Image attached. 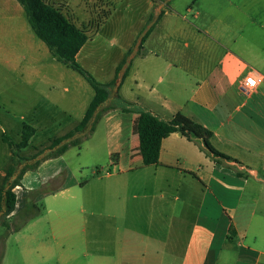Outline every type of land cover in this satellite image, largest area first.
Instances as JSON below:
<instances>
[{
    "label": "crops",
    "instance_id": "crops-1",
    "mask_svg": "<svg viewBox=\"0 0 264 264\" xmlns=\"http://www.w3.org/2000/svg\"><path fill=\"white\" fill-rule=\"evenodd\" d=\"M70 1L50 3L89 36L76 57L85 70L110 83L133 50L119 96L164 120L199 123L216 150L241 163H218L179 133L162 141L157 164L124 161L121 138L139 140V114L107 112L120 158L81 185L79 264H264V0H96L94 24L93 0ZM152 14L159 20L139 48ZM55 63L19 1L0 0V120H30L27 148L40 120L55 115ZM248 76L261 79L249 92ZM4 135L0 126V186L20 158ZM30 171L16 187L26 193ZM17 208L18 200L13 216Z\"/></svg>",
    "mask_w": 264,
    "mask_h": 264
},
{
    "label": "rangeland",
    "instance_id": "rangeland-1",
    "mask_svg": "<svg viewBox=\"0 0 264 264\" xmlns=\"http://www.w3.org/2000/svg\"><path fill=\"white\" fill-rule=\"evenodd\" d=\"M46 1L50 3L52 0ZM70 2L72 4L75 0ZM92 4L94 8L90 5L88 10L94 15L90 19L94 24L101 19L98 12L94 14V10L98 6L102 7V3L93 0ZM72 8L77 14L81 12L75 5H71L69 9ZM104 10L106 8L100 14ZM88 20L87 18L85 22H81L87 27H93ZM55 64L59 73H56L52 91L56 106L53 120L50 115H45L40 120L41 126H37L38 133L33 143L25 150L16 149L17 157H27L33 152V148L47 147L54 138L73 129V125L82 119L94 97L93 89L79 73L60 62L56 61ZM109 102L117 103L114 93ZM5 107L16 110V106ZM24 109L26 110V106L16 111L22 113ZM29 121L28 118L24 121L3 119L0 120V126L17 143L21 139L23 124H30ZM110 130L105 114L101 115L95 132L81 146L71 147L63 156L30 171L28 193L20 188L14 189L18 197L15 215L10 219L0 216V264H79V197L81 192H85L81 185L90 179L92 172L99 175L101 170H109L120 158L118 152L113 150L116 136L114 130ZM128 141L121 138V143L126 147L121 152L122 160L136 161V157L141 156L139 140L130 137ZM25 164L33 163L23 161V165ZM6 222L8 226L2 224ZM19 228L22 230L20 233L17 232Z\"/></svg>",
    "mask_w": 264,
    "mask_h": 264
},
{
    "label": "trees",
    "instance_id": "trees-1",
    "mask_svg": "<svg viewBox=\"0 0 264 264\" xmlns=\"http://www.w3.org/2000/svg\"><path fill=\"white\" fill-rule=\"evenodd\" d=\"M23 6L27 20L35 35L43 41L53 58L79 73L91 86L94 97L91 100L86 113L80 123L65 135L54 138L50 145L39 150L30 158H19L12 166L0 186V216L9 219L13 216L17 206L16 187H22V179L29 170L37 169L41 163L63 156L71 147H78L91 136L95 130L101 115L120 108L126 112L139 114L138 138L139 148L145 166L155 165L159 162L162 141L173 133H179L190 141L196 142L207 156L218 163H234L240 165L237 160L219 152L211 143L212 132L194 122L193 120L177 114L171 120H164L154 113L135 107L124 101L118 94L124 79L126 78L131 62L133 50H130L116 70L115 79L107 84L100 83L95 77L85 70L78 62L77 55L89 40L86 31L77 27L65 16L61 8L46 0H18ZM170 5L169 0H160ZM159 17L152 14L147 27L141 34L137 43L139 48L156 26ZM114 93L117 103L110 104L109 100ZM35 134V129L24 124L21 141L15 144L7 135L3 140L17 156L16 149L22 150L28 147ZM23 161H31L33 164L23 165ZM239 175L242 172L237 171ZM4 226H8L7 222Z\"/></svg>",
    "mask_w": 264,
    "mask_h": 264
},
{
    "label": "built area",
    "instance_id": "built-area-1",
    "mask_svg": "<svg viewBox=\"0 0 264 264\" xmlns=\"http://www.w3.org/2000/svg\"><path fill=\"white\" fill-rule=\"evenodd\" d=\"M260 81L261 79L258 76H248L243 81V88L245 91L249 92L250 90L255 89Z\"/></svg>",
    "mask_w": 264,
    "mask_h": 264
}]
</instances>
